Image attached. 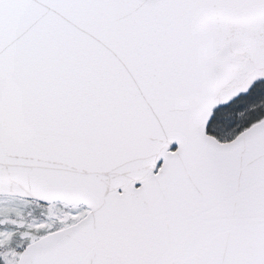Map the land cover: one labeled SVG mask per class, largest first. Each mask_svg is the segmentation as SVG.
Instances as JSON below:
<instances>
[{
  "label": "snow or ice",
  "instance_id": "1",
  "mask_svg": "<svg viewBox=\"0 0 264 264\" xmlns=\"http://www.w3.org/2000/svg\"><path fill=\"white\" fill-rule=\"evenodd\" d=\"M0 264H264V0H0Z\"/></svg>",
  "mask_w": 264,
  "mask_h": 264
}]
</instances>
